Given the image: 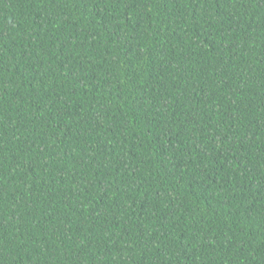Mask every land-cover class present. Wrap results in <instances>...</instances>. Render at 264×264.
Listing matches in <instances>:
<instances>
[{"label":"trees","instance_id":"1","mask_svg":"<svg viewBox=\"0 0 264 264\" xmlns=\"http://www.w3.org/2000/svg\"><path fill=\"white\" fill-rule=\"evenodd\" d=\"M0 264H264V0H0Z\"/></svg>","mask_w":264,"mask_h":264}]
</instances>
